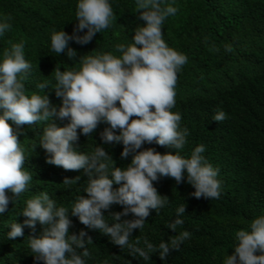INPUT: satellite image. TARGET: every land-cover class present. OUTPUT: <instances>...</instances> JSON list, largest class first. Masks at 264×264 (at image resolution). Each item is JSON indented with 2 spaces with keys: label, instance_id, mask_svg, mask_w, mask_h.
Returning a JSON list of instances; mask_svg holds the SVG:
<instances>
[{
  "label": "trees",
  "instance_id": "trees-1",
  "mask_svg": "<svg viewBox=\"0 0 264 264\" xmlns=\"http://www.w3.org/2000/svg\"><path fill=\"white\" fill-rule=\"evenodd\" d=\"M77 3L78 0H0V22L5 16L11 17L8 21L11 29L0 36V61L5 48L23 43L25 59L32 66L24 81L26 94L47 95L57 110L62 106V98L56 96L54 89L56 67L61 71L78 70V60L84 55L111 53L120 57L122 53L116 46L131 44L135 28L145 23L139 19L136 0H109L114 13L110 27L97 33L88 44L69 41V47L77 53L69 59L66 53L59 55L51 51L50 37L54 29L73 34L78 23ZM165 3L178 10L165 19L163 39L169 47L188 57L177 73L176 103L172 111L181 115L180 128H187L189 135L180 150L155 143H144L140 150L154 148L161 154L178 151L184 158H190L195 147L204 145L201 155L218 169L219 199L192 196L195 189L187 183L186 172L184 181L179 184L169 177L154 181L158 193L167 196L169 202L159 214L150 210L144 228L133 230L130 243L141 237L138 246L144 247L143 238L147 237L158 247L161 241L181 231L191 235L165 260L156 252L144 261L138 255H130L127 247L121 249L109 236L87 228L78 217L71 215L77 197H87L83 191L87 176L83 170L66 171L46 162L48 155L39 145L46 125L17 126L9 121L25 150L23 167L32 179L19 197L6 192L9 204L0 214V264H43L31 252L29 239L39 238L46 226L39 222L34 229L25 226L27 218L21 214L27 200L42 192H46L57 207L69 209L72 221L69 235H78L83 230L87 233L85 240L91 237L92 243L86 242L90 255L82 257L85 264H223L224 258L234 252L235 233L250 230L251 220L264 215V0H165ZM226 46H230L231 51H226ZM41 83H47L48 87L38 88ZM219 110L226 113L222 122L213 120ZM50 122L63 127L70 120L54 116ZM106 127L109 125L101 122L89 137L78 129L79 139L73 146L86 154H91L95 146H101L117 167H126L131 155L121 158L123 144H105L101 140ZM77 176L80 177L77 183L63 184L65 178ZM118 187L120 185L113 184L114 189ZM181 204L186 208L179 217L183 224L174 232L167 225L177 218L176 209ZM102 212L111 225L114 222L111 214L123 212V206L113 204ZM134 218L130 213L122 216L121 222ZM15 222L23 226V236L8 239L10 226ZM81 251L77 249L78 253Z\"/></svg>",
  "mask_w": 264,
  "mask_h": 264
},
{
  "label": "clouds",
  "instance_id": "clouds-1",
  "mask_svg": "<svg viewBox=\"0 0 264 264\" xmlns=\"http://www.w3.org/2000/svg\"><path fill=\"white\" fill-rule=\"evenodd\" d=\"M139 19L145 23L134 30L132 43L118 44L116 50L122 55L111 53L84 55L78 60V70L61 71L56 67V96L62 98V106L57 110L48 96L26 94L24 81L31 69L25 59L24 44H11L5 48L0 61V214L7 210L9 197L7 191L17 198L28 188L31 174L24 170L25 150L9 121L17 126L45 124L39 145L48 155L47 163L62 167L66 171L83 170L87 184L83 191L87 197L79 195L71 208V215L78 217L81 224L109 236L111 242L123 249L127 247L130 255H137L144 261L151 253H159L165 260L173 250L190 237L188 231L170 236L157 246L143 238L144 247H139L141 237L130 243L134 229L142 230L150 210L162 209L169 202L161 196L153 182L161 177H169L177 184L184 181L195 191L191 194L197 199H219L220 181L216 179L218 169H214L201 154L204 145L194 148L190 158H184L178 151L161 154L154 148L140 150L144 143L175 150L183 149L187 128H180L181 115L172 109L175 106L177 73L187 63L188 57L169 47L163 39L162 25L165 19L174 15L177 8L166 4L165 0H136ZM78 23L69 35L64 30L52 31L51 51L66 53L69 59L76 57L75 49L69 41L85 45L97 33L108 29L114 19L109 0H78L75 12ZM5 16L0 22V36L11 29ZM87 30L84 32V30ZM84 32L83 35L77 33ZM226 51H231L226 46ZM52 71V72H53ZM44 90L47 83L37 85ZM69 119L70 122L59 127L50 122L52 117ZM132 117H136L132 119ZM226 113L216 112L213 120L222 122ZM104 122L101 133L105 143H122L121 158L131 155L126 167H117L112 156L101 146H95L91 154L78 152L74 143L79 139L77 130L91 136L97 126ZM119 130V134H116ZM35 145L33 146V148ZM80 177L65 178L63 184L77 183ZM120 185L114 189L113 184ZM113 204L123 206V212L112 213L113 223L109 225L102 210ZM186 211L185 204L176 209L177 218L167 227L176 232L183 224L179 217ZM132 214L135 218L123 220L122 216ZM24 225L35 228L37 222L46 226L39 238L29 239V247L35 258L43 264H85L82 257H89L86 247L92 243L91 237L83 230L78 235H69L72 221L69 209L56 206V202L46 192L28 199L21 213ZM8 239L23 236V226L13 223ZM234 252L224 258L223 264H264V215L250 222V230L235 233ZM77 249L82 250L80 253Z\"/></svg>",
  "mask_w": 264,
  "mask_h": 264
},
{
  "label": "bare ground",
  "instance_id": "bare-ground-1",
  "mask_svg": "<svg viewBox=\"0 0 264 264\" xmlns=\"http://www.w3.org/2000/svg\"><path fill=\"white\" fill-rule=\"evenodd\" d=\"M252 90V89H251ZM257 93V92H256ZM259 93H260V91H259Z\"/></svg>",
  "mask_w": 264,
  "mask_h": 264
}]
</instances>
